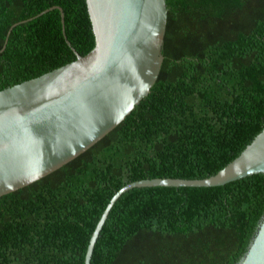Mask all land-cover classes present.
I'll return each instance as SVG.
<instances>
[{"label": "trees", "instance_id": "trees-1", "mask_svg": "<svg viewBox=\"0 0 264 264\" xmlns=\"http://www.w3.org/2000/svg\"><path fill=\"white\" fill-rule=\"evenodd\" d=\"M151 93L105 138L0 198V264H85L124 186L206 179L264 130V0H166ZM95 47L86 0H0V91ZM15 27L8 36L10 28ZM7 41V42H6ZM264 217V174L213 188H136L114 205L91 264H239Z\"/></svg>", "mask_w": 264, "mask_h": 264}, {"label": "water", "instance_id": "water-1", "mask_svg": "<svg viewBox=\"0 0 264 264\" xmlns=\"http://www.w3.org/2000/svg\"><path fill=\"white\" fill-rule=\"evenodd\" d=\"M95 47L76 60L0 91V198L56 172L119 126L156 84L164 63L166 0H86ZM20 25H13L9 32ZM7 42V41H6ZM4 48L0 51L3 52ZM264 174V130L216 175L206 179L156 178L121 188L89 241L85 264L116 202L136 188H213ZM239 264H264V217Z\"/></svg>", "mask_w": 264, "mask_h": 264}]
</instances>
